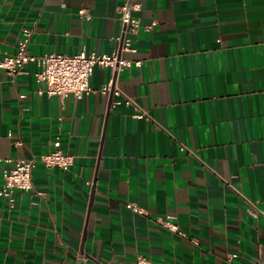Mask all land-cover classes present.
<instances>
[{"label": "crops", "instance_id": "crops-1", "mask_svg": "<svg viewBox=\"0 0 264 264\" xmlns=\"http://www.w3.org/2000/svg\"><path fill=\"white\" fill-rule=\"evenodd\" d=\"M125 1L0 0V58L26 29L31 55L111 53ZM131 1V65L96 66L89 94L0 68V186L57 140L73 156L0 195V264H264V0Z\"/></svg>", "mask_w": 264, "mask_h": 264}, {"label": "built area", "instance_id": "built-area-1", "mask_svg": "<svg viewBox=\"0 0 264 264\" xmlns=\"http://www.w3.org/2000/svg\"><path fill=\"white\" fill-rule=\"evenodd\" d=\"M138 8L139 3L131 0L125 1L118 7L122 29L120 35L115 37L118 42V48L111 53L80 51L72 55L61 53H47L40 56L31 55L27 51L30 31L26 29L23 37L17 41L15 53L0 58V68L14 75L19 74L25 64L33 63L37 68L34 72V78L41 84V88L38 90L39 93L61 97L72 94L80 98L84 94H89L93 91L89 85V78L96 66L109 67L116 72H120L131 65V61L122 58L120 52L134 51L128 34L135 33L139 28L138 19L132 15V12ZM99 90L103 93H111L116 97L115 102L122 100L125 104H134L132 99L124 96L120 88L114 85L111 80L103 83ZM133 116L147 118L148 114L146 111H137L133 113ZM53 146L52 150L41 153L37 159L12 161L11 165L4 170L0 195L7 199L10 207L14 205L15 189L24 191L33 189L32 170L37 160L43 163L45 167H59L61 169H67L73 163V156L62 151L59 140L55 141ZM37 194L40 195L41 193L38 192ZM250 203L255 208L250 211V215L253 218H257L260 211L256 208L255 203ZM127 206L134 212H141L135 204H127ZM163 224L174 230L173 225L169 222ZM134 264H148V261L145 257L138 256Z\"/></svg>", "mask_w": 264, "mask_h": 264}]
</instances>
